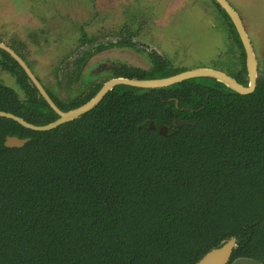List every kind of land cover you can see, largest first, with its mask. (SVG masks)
Here are the masks:
<instances>
[{"label":"trees","instance_id":"1","mask_svg":"<svg viewBox=\"0 0 264 264\" xmlns=\"http://www.w3.org/2000/svg\"><path fill=\"white\" fill-rule=\"evenodd\" d=\"M237 42L241 68L228 75L246 86ZM159 71L122 76L183 72ZM29 99L0 88V111L36 126L57 119ZM6 136L29 142L6 148ZM231 237L229 263L264 264V75L248 95L208 78L120 85L47 132L0 118V264H195Z\"/></svg>","mask_w":264,"mask_h":264},{"label":"rangeland","instance_id":"2","mask_svg":"<svg viewBox=\"0 0 264 264\" xmlns=\"http://www.w3.org/2000/svg\"><path fill=\"white\" fill-rule=\"evenodd\" d=\"M228 1L242 18L258 75H264V0ZM210 9L207 0H0V37L8 43H23L25 54L46 82L52 81L50 67L55 68L75 47L79 26L95 39L89 50L114 40L113 26H126L140 41L174 61L173 67L215 68L231 74L239 66V51L235 48L232 56L228 53L226 33ZM145 57L125 49L99 54L94 60L144 69Z\"/></svg>","mask_w":264,"mask_h":264},{"label":"flooded vegetation","instance_id":"3","mask_svg":"<svg viewBox=\"0 0 264 264\" xmlns=\"http://www.w3.org/2000/svg\"><path fill=\"white\" fill-rule=\"evenodd\" d=\"M207 1L211 6L210 10L214 15V20H216L223 26V29L221 30L224 33H226V37H227L226 39L228 43L227 47L230 48L228 50V53L232 56V53L233 51H235L234 50L235 48L238 49L239 51V62H240L239 66L231 70V71L234 70L236 71V69L241 68L242 54L237 42V39L240 42L239 37L236 34L237 36L236 39V36L234 34V32L236 33L234 29V25L230 20V18L222 10L220 5L215 0H207ZM225 1L238 14L242 22V18L239 15L238 10L228 0ZM242 25L245 30V26L243 22ZM29 30H32V28ZM111 30L115 32L114 40L108 42L107 44H98L94 48H90L89 50L87 48L90 47V44H92L95 39L94 37H92V35H89L86 28H84V26L83 27L79 26L78 30H76L79 31V35L76 36L75 47L69 50V53L63 57V59L55 66V68L50 67L49 75L52 77V81L49 82L44 81L43 78L39 75V73L35 70L34 62L33 61L31 62L24 52L23 43L20 44L18 41H14V40H11L10 43H8L5 42L0 37V45H4L5 47L12 50L24 62L25 66L29 69L33 77L36 79L43 92L46 94V96L49 98V100L52 102L55 108L62 113H66L68 111L74 110L89 102L98 93V91L102 88V86L110 80H114L118 78L143 80L140 78H127L122 76L123 74L131 75L134 72L145 71L150 74L153 72L154 74L159 75L162 74L159 70L163 66L168 68V70L179 69V70L187 71L186 69H183L181 66L173 67L171 64L174 61L168 60L165 57V55H163V53L158 49L156 50L154 48H151L143 41H140L137 35L131 32V30L128 29L126 26L121 27L119 29H115V26H113ZM125 49L140 54L142 53V55H145L146 56L145 58L147 59L146 68L142 69L140 67H135L118 61H108V63L105 62L97 63L94 60V57L99 54H103L109 51L120 52ZM244 61H245V55H244ZM89 63H91V66H87L89 65ZM232 66H234V63L232 64ZM87 69L88 70L90 69V71L85 73ZM209 69L221 71L215 68H209ZM189 70H193V69H189ZM104 72L106 74L104 75L103 78L97 77L98 75ZM225 74L228 75V73ZM5 78H7V80ZM257 78H258V73H257ZM97 87L99 88L97 91H95ZM115 87L117 86H114L110 91H112ZM0 88H3L6 92H11L14 98L22 103L26 101L28 102L30 100L29 98L31 99L35 97L38 99L41 98L46 103V105L52 110V112L57 116V119L59 118L58 114L46 102V100L41 94V91L37 89V87L32 82V80L28 77L25 70L8 52H6L2 48H0ZM157 89H161V88H157ZM148 90H152V89H148ZM73 92H76L75 96L71 95V93ZM62 95H66V97H62ZM87 98L88 100H86Z\"/></svg>","mask_w":264,"mask_h":264},{"label":"water","instance_id":"4","mask_svg":"<svg viewBox=\"0 0 264 264\" xmlns=\"http://www.w3.org/2000/svg\"><path fill=\"white\" fill-rule=\"evenodd\" d=\"M215 1L220 5L222 10L232 21L236 34L238 35L239 40L241 42L242 49L245 55V69H246V77H247L246 86L241 85L234 78L228 76L224 72L209 68L187 70L180 72L176 75H173L171 77H166L161 79L138 80V79L118 78V79L110 80L107 83H105L102 86V88L98 91V93L86 104L74 110L68 111L66 113H62L55 108V106L52 104V102L43 92L36 79L33 77L29 69L25 66L24 62L12 50L5 47L4 45H0V48L8 52L25 70L28 77L32 80V82L35 84L37 89L41 91V94L46 100V102L59 116V118L56 121L44 126L32 125L13 114L5 113L2 111H0V118L12 120L17 124H19L20 126H22L23 128L29 129L31 131L47 132L58 127L59 125L75 120L79 118L81 115L89 112L101 101V99L108 91H110L114 86H118V85H124L138 89H157V88L169 87L189 79L208 78L223 84L225 87H227L228 89L239 95L251 94L252 92H254L256 88L257 73H258V63L256 61L251 44L248 40L247 34L244 30V27L242 25V22L238 14L229 6V4L225 0H215ZM174 123L176 126L194 124L193 122L186 120H177ZM148 127L154 130L155 132H158L159 134H163L166 130L165 126L154 124L153 122L148 123ZM28 142H29L28 138L20 139L16 136H6L4 141V146L6 148H22ZM236 245H237L236 237H231L227 241L222 243L220 246L213 248L212 250L207 252L195 264H262L250 258H238L235 259L233 262L229 263L233 249L236 247Z\"/></svg>","mask_w":264,"mask_h":264}]
</instances>
